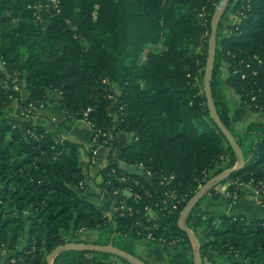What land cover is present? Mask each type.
<instances>
[{
    "label": "trees",
    "instance_id": "obj_1",
    "mask_svg": "<svg viewBox=\"0 0 264 264\" xmlns=\"http://www.w3.org/2000/svg\"><path fill=\"white\" fill-rule=\"evenodd\" d=\"M221 1L59 0L54 8L52 0H0V244L10 251L1 264H47L57 246L81 242L75 239L81 231L108 228L113 236L135 237L93 243L113 244L151 264L134 244L143 238L140 232H152L168 264H195L192 240L178 224L180 213L201 185L238 162L211 117L204 90L211 21ZM229 10L238 21L223 30ZM158 43L165 49L148 51L143 60L149 45ZM211 86L217 112L246 163L206 193L217 199V186L228 184L233 202L244 185L264 191V122L252 121L238 132L225 91L232 87L242 106L264 111V0L228 4L217 31ZM22 88L28 91L26 102ZM49 91L59 94L60 107L70 116L91 126L89 156L96 145L111 146L99 187L115 206V188L140 192L139 199H128L133 212L115 211L110 219L100 205L80 195L87 179L84 144L57 138L44 124L22 128L5 111L13 100L20 101L23 114L31 102L44 106ZM118 132L133 136L117 157ZM141 164L152 172L151 182ZM171 175L169 183L161 184ZM166 190L176 193L177 209L155 206ZM201 200L186 225L200 239L202 264H264V217L224 214L202 234L211 210ZM147 204L156 210V219L148 220ZM141 223L147 228L134 229ZM211 252L229 255L231 261L206 260ZM113 257L133 264L109 252L83 250H64L53 264H118Z\"/></svg>",
    "mask_w": 264,
    "mask_h": 264
},
{
    "label": "crops",
    "instance_id": "obj_2",
    "mask_svg": "<svg viewBox=\"0 0 264 264\" xmlns=\"http://www.w3.org/2000/svg\"><path fill=\"white\" fill-rule=\"evenodd\" d=\"M28 96L27 89L22 88L21 100L26 102ZM226 96L231 106L232 122L238 132H242L245 126L252 121L264 122V111L256 112L242 106L240 96L238 94L235 95L233 92L227 91ZM59 100L60 96L57 92L49 91L44 106L32 116H25L22 111H20V101L18 100H13L5 108V111H7L14 122L22 128H26L31 124H44L57 138H67L90 147L92 144L91 126L82 119L70 116L65 109L60 107ZM119 135L120 132H118L117 136ZM110 138H112V134H110ZM110 150V145H102L99 148L95 163L91 162V156L88 154L81 159L87 179L84 185L85 189L83 192H80V195L97 205H101L100 199L104 195L99 187V183L102 181L100 171L108 163ZM227 186L228 184L217 186L221 194L217 199H212V194L206 193V200L210 201L207 204L210 206L211 213L208 218V227L201 230L202 234H204L210 226L217 223L224 214H246L251 217H264V195L259 197L255 194V190L251 185H244L241 187L240 195L236 203H233L229 197ZM114 212L115 210H113L111 214L106 213L107 217L114 219ZM82 232L85 231H81L80 233ZM80 233L75 239L82 243H89L100 239H96L97 236L80 235ZM132 236H134V234L132 235L131 233V235L129 234L127 237L131 239ZM135 244L136 250H140L138 253L142 256L145 255L144 251L141 250L143 247H153V251L156 253L160 249L154 246L151 240L147 241L143 238L136 240ZM137 246L139 247L137 248Z\"/></svg>",
    "mask_w": 264,
    "mask_h": 264
},
{
    "label": "water",
    "instance_id": "obj_3",
    "mask_svg": "<svg viewBox=\"0 0 264 264\" xmlns=\"http://www.w3.org/2000/svg\"><path fill=\"white\" fill-rule=\"evenodd\" d=\"M231 0H222L216 9L212 21H211V34L209 38V59L207 62L205 74H204V90L207 97V103L209 106L211 117L217 123L221 131L226 136L227 140L231 143L234 147L238 162L237 165L233 168L225 169L220 173L216 174L212 178H210L206 183L200 186L197 193L193 196V198L189 201V203L184 207V209L180 213V217L178 220V224L181 229L186 231L190 237V239L195 243L196 250H195V264H202V255H201V242L197 234L186 226V219L190 212L194 209L197 205L201 197L216 183L220 180L226 178L234 171L238 170L239 168L243 167L246 163L244 153L238 144L237 139L235 136L229 131V129L225 126L222 122L217 109L215 107L212 95V78L214 73V65L216 59V50H217V31L219 28V24L221 22L222 16L230 3ZM64 250H83V251H100V252H109L115 254L117 256L124 257L134 264H146L143 260L138 258L137 256L129 253L128 251L119 248L113 244H96V243H82V242H68L66 244H62L57 246L47 257V264H53L54 257Z\"/></svg>",
    "mask_w": 264,
    "mask_h": 264
},
{
    "label": "rangeland",
    "instance_id": "obj_4",
    "mask_svg": "<svg viewBox=\"0 0 264 264\" xmlns=\"http://www.w3.org/2000/svg\"><path fill=\"white\" fill-rule=\"evenodd\" d=\"M53 2V5L55 6L54 8H59L60 6V3H59V0H52ZM228 7V6H227ZM227 9V8H226ZM226 11V10H225ZM225 13V12H224ZM223 17V16H222ZM235 21H238V18L236 17V15H234L230 10L227 12V15L225 17V20H223V22L221 23L222 25V28L223 30H227L229 27H230V24L232 22H235ZM165 49V45L163 43H158V44H153V45H149V47L147 48V51L144 52L142 54L143 56V60L146 58V54L148 53V51H162ZM221 76L223 78V80L228 76V69H227V63L225 61L222 62V67H221ZM205 74V73H204ZM225 91L227 92H233L235 95L237 94V92H235V90L230 87V86H227V88L225 89ZM247 108V107H246ZM255 115V114H254ZM116 120V124H117V117L115 118ZM110 134V133H109ZM133 136V133L132 132H120V135L117 136V139H118V147L114 150V154L118 157L119 155V152H120V148L122 146H124L128 141L131 140ZM89 146H85V148L83 149V152H82V157L86 156L87 155V150H88ZM226 161L224 162L223 166H225L226 164ZM121 166H125V163L123 161H120L119 162ZM129 167L131 168L132 166H128V168L126 169H129ZM123 176H126V175H123ZM152 178V177H151ZM150 179V178H149ZM121 188V187H119ZM124 193L127 195V196H132L131 193L129 191H124ZM102 194H104L102 196V198L100 199V206L101 208L103 209V211L105 213H108V214H111L113 212V210L116 209V206L114 205L113 203V200L110 196H105L106 193L103 192ZM256 194V193H255ZM204 196V195H203ZM203 196L201 197V199L203 198ZM258 196V195H257ZM260 197V196H259ZM200 199V200H201ZM205 199V198H204ZM201 200V205L204 206L206 205L209 200ZM233 203H236V202H233ZM115 213V212H114ZM155 212L151 213L154 217H152L150 214H148L149 216H151V218H154L156 219V214L154 215ZM141 223V227L140 228H144V226L147 228L146 225H144ZM187 226V225H186ZM137 227V226H136ZM134 227V229H138ZM150 228V227H149ZM109 228L108 229H96V230H91V231H85V232H82L80 233V235L84 234V235H88V236H97L96 239L100 238L101 241H106L108 238L110 240H116V238L119 240H122L121 242H132V239L133 237L135 236H132L131 239H128V237L126 236L124 239L123 238H120L119 236H113V234H109ZM142 234V236H138V237H143V239H146L147 241L148 240H151V243L154 241V239H149L148 236H145L142 232H140ZM131 235V234H130ZM144 235V236H143ZM72 236V235H70ZM77 236V235H76ZM129 236V235H128ZM119 240V241H120ZM75 242V241H74ZM90 243H93V242H89ZM117 244L118 241L116 242ZM193 245H194V249L196 250V245L195 243L192 241ZM88 244V243H87ZM134 244V243H133ZM136 246V244H134ZM153 245L154 246H157L159 247V251L156 253L155 251H153V247L149 248V247H143L141 248L142 251H144V254L143 257L145 259H147L149 262H151V264H168V259H167V256L165 255L164 251H163V246L161 244H156L155 242H153ZM139 246H137L138 248ZM136 253L138 254V252H140V250H136V247L134 248ZM10 252V251H9ZM146 252V253H145ZM212 254H210L209 256L206 257V260H209V258H220L222 259L223 261H226V262H229L231 261V258L229 255H226V254H218V253H214V252H211ZM9 254V253H8ZM7 254V255H8ZM6 257V256H5ZM3 257H0V263H1V260H2ZM124 258V257H123ZM126 259V258H125ZM110 260L118 263V264H123V261L122 259H118L116 257H113L111 258ZM128 260V259H127ZM130 261V260H129ZM132 262V261H131ZM133 263V262H132ZM134 264V263H133Z\"/></svg>",
    "mask_w": 264,
    "mask_h": 264
},
{
    "label": "built area",
    "instance_id": "obj_5",
    "mask_svg": "<svg viewBox=\"0 0 264 264\" xmlns=\"http://www.w3.org/2000/svg\"><path fill=\"white\" fill-rule=\"evenodd\" d=\"M254 98V97H253ZM43 105H36L35 103L31 102L29 103V105L25 108V116H31V114L33 113V111H37L38 109H40ZM103 136H107L106 133H103L102 134ZM98 136L96 135L94 138H93V142L94 144H98ZM110 138V134H108V139ZM105 142H107V140H105ZM102 146V144H99V145H96L94 148H92V156H91V162L95 163L96 162V158H97V155H98V152H99V148ZM141 168V170H143L144 172V175L146 176V179L147 181L151 182L152 178V172L149 171V170H144L142 169L143 166L142 164L139 165ZM150 178V179H149ZM174 178L173 175H171L170 177H167V176H164L161 178V184H167L169 183L172 179ZM82 186H84L82 184ZM263 186L261 187H257V188H254L255 190V193L256 195L258 196H262L263 194ZM124 191H129L131 193L132 196H127ZM145 193L149 196H152L153 194L150 192V190L146 187L145 188ZM113 195L118 197L119 198V201L117 203V206H116V209L115 211L119 212L120 215H124L125 212H133V207L132 205L129 203L130 198H132L133 200H137L140 198L141 194L140 192L138 191H134L132 190L131 188L127 187V188H115L113 190ZM237 200V196L234 195V201L233 202H236ZM165 205V206H168L170 207V209L172 208L173 210L177 209L178 208V200H177V195L174 191H169V190H166L164 192V195L163 197H161V199L159 201H156L155 203V206L156 207H160V205ZM146 214H150L152 217H154L151 213L155 212L154 215L156 214V210L153 208V206L147 204L146 207ZM157 215V214H156ZM149 216V215H148ZM151 216L148 217V220L152 219ZM114 218H115V213H114ZM141 227V224L137 225L136 228H140ZM157 225L155 224L154 226H152L151 228H156ZM129 234H124V233H118L116 234V236H119L120 238H125L126 236H128ZM146 236H148L149 239H154V236H153V233L152 232H148L146 234ZM9 253V250L7 249L6 246H4V244H0V257H4L6 256L7 254Z\"/></svg>",
    "mask_w": 264,
    "mask_h": 264
}]
</instances>
